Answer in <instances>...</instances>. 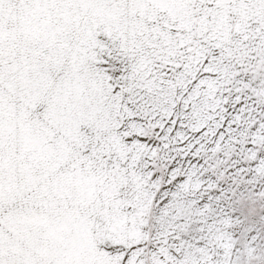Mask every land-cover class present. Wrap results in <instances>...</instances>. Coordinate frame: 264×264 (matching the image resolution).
I'll return each mask as SVG.
<instances>
[{
  "label": "snow or ice",
  "instance_id": "snow-or-ice-1",
  "mask_svg": "<svg viewBox=\"0 0 264 264\" xmlns=\"http://www.w3.org/2000/svg\"><path fill=\"white\" fill-rule=\"evenodd\" d=\"M0 264H264V0H0Z\"/></svg>",
  "mask_w": 264,
  "mask_h": 264
}]
</instances>
